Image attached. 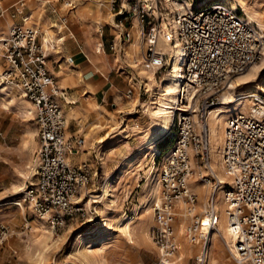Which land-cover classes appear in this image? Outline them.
Returning <instances> with one entry per match:
<instances>
[{"label": "built area", "instance_id": "1", "mask_svg": "<svg viewBox=\"0 0 264 264\" xmlns=\"http://www.w3.org/2000/svg\"><path fill=\"white\" fill-rule=\"evenodd\" d=\"M180 4L165 32L161 31L162 18L155 6L147 10L145 0L120 1L113 14L120 45L132 38L125 22L136 19L143 46L139 64L145 69L159 71L169 65V54L158 47L160 36L175 43L183 56L180 86L171 108L174 142L158 172L160 199L151 206L154 224L150 235L158 250L154 264H179L173 227L175 201L182 200L188 210L197 203L190 178L196 165L208 166L207 115L223 101L224 92L236 76L264 57V31L247 22L227 2L201 4L181 0ZM4 16L18 21L11 23L0 37V85L15 84L21 89L34 107L37 126V148L30 176L24 182L23 199L38 218L59 231L71 222L86 219L84 200L79 199L88 195V186L92 185V177L98 176V170L87 162L73 165L68 159L83 140L66 137V120L56 101L57 97L63 98V93L46 67L47 57L62 42L61 37L49 40L44 47L39 28L25 12L22 0L7 7L0 5V18ZM59 23L55 27L57 33L66 26V18L61 17ZM120 45L111 42L109 49L120 53ZM140 88L143 93L150 92L142 84ZM248 97L249 113L238 112L226 118L219 158L229 178L223 194L227 223L234 238V261L264 264V86ZM208 172L201 177L211 185L204 217L187 228L190 241L198 244L190 264H207L209 232L218 225L213 198L219 184ZM94 208H86L93 218L97 217Z\"/></svg>", "mask_w": 264, "mask_h": 264}, {"label": "rangeland", "instance_id": "2", "mask_svg": "<svg viewBox=\"0 0 264 264\" xmlns=\"http://www.w3.org/2000/svg\"><path fill=\"white\" fill-rule=\"evenodd\" d=\"M17 1L19 0H0V5L7 7ZM22 1L25 3V11L31 16L30 20L39 26L41 32L48 31L46 38L55 39V29L51 27V24L57 23L59 16H65L69 26V19L72 22L81 14H104L102 20L95 24V34L101 37L96 30L98 27H102L100 30L103 39L105 37L109 40L117 38L118 41L119 29L115 27L113 14L120 1L124 3L125 0H116L114 3H111L112 0ZM169 1L170 8L165 0H156L155 11L161 18L168 15L171 17L173 12L178 9V7L172 6V1L180 2L181 0ZM217 1H224L230 5L236 4L238 12L242 16L247 13L262 22V29L256 23L253 24L264 31V0H195V3L208 4ZM95 3H101V5H95ZM5 19L4 17L0 21ZM7 21L10 24L8 19ZM45 25H47L46 28H44ZM132 30L134 31L133 22ZM70 32H73L75 36L73 28L69 26L65 37ZM3 34H6V27ZM3 34L0 37H3ZM67 39V37L64 39V43ZM98 42L100 43L101 40L99 39ZM138 42L140 43V40ZM104 47L107 53L114 54L106 45ZM124 55L126 56L125 51ZM115 60L118 61V59ZM119 60L121 59L119 58ZM130 64L120 62L121 66L114 69L110 76V80L113 82V96L107 100V109L112 111V114L119 116L111 115L108 121L103 122V124L108 123L110 130L113 128L130 130L125 135L121 133L122 145L117 151L120 157L109 164V175L118 176V179L115 180L113 209L107 212L110 226L101 221L104 216L101 204H90L93 199L91 196L99 193L98 186L102 178L101 169L98 176L92 180V185L88 186L89 193L83 199L87 220L71 222L62 230L55 231L35 215L30 204L23 199L22 194L24 182L29 178L26 173L27 166L31 165L33 153L37 148L34 109L32 103L22 96L19 87L0 91V264H154L157 262L158 250L150 235V228L154 224L151 210L153 202L152 200L148 201L146 211L143 203L148 199L147 193L153 176L150 168L155 164L160 169L163 162L162 156L167 153L174 142V130L171 129L168 135L155 144L156 149L144 147L143 132L148 128L149 122H147L143 110L150 104L151 90L142 84L150 91L143 93L136 67L131 61ZM167 67L157 72L149 70L153 71L156 79L160 81ZM261 71L258 74L264 75V68ZM117 76H122L120 81H117L119 84L116 82ZM235 80L236 78L233 86ZM262 85H264V78H262L260 86L262 87ZM149 107L151 110L154 109V105H149ZM212 122L216 123V120L208 118L209 126ZM211 155L215 157V149ZM213 161L214 159H211L210 163ZM126 162L129 165L124 169L125 173L123 170L119 175ZM194 168L195 179L190 182V187L191 189L192 187L196 188L197 192L200 191L202 195H205L207 190L199 183L200 180L202 182L204 167L196 165ZM157 181H159L158 176ZM198 183L199 185H197ZM158 193H160L159 183ZM87 207H96L94 209H96L97 217H91ZM196 212L199 213H196L195 217H199L200 211ZM150 220L151 222H149ZM175 220L174 230L180 228L177 215ZM195 221L192 218L185 223L181 228L183 235H177L178 242L184 238L189 239L185 228ZM3 230H5V234H1ZM46 235L49 237H45ZM181 237L183 238L181 239ZM196 252L183 264H190ZM218 264H224L223 259H220ZM231 264L236 263L232 261Z\"/></svg>", "mask_w": 264, "mask_h": 264}, {"label": "bare ground", "instance_id": "3", "mask_svg": "<svg viewBox=\"0 0 264 264\" xmlns=\"http://www.w3.org/2000/svg\"><path fill=\"white\" fill-rule=\"evenodd\" d=\"M145 2H148L145 4V6L149 11L150 8H152V6L156 4V0H146ZM169 2H170L169 0H165V3L167 4L168 8H170ZM171 4L172 6L178 8L181 7L180 2L178 1H172ZM231 6L232 8L237 9L236 4L233 3L231 4ZM243 16L247 22L254 24L256 23L260 29L263 28V23L255 19L252 15L245 13ZM2 18L4 17H1L0 19ZM169 24H172V18L169 17V15L166 17L164 16V18H162L160 25L161 31L165 32L166 30H168ZM136 26H137V22H136ZM137 30H138V39L141 42L138 26H137ZM132 32L134 35L133 30ZM1 34L3 33H0V35ZM47 35H48V31L43 30L41 41L44 47H46L47 42L52 39V38H46ZM63 39L64 37L60 38V40ZM138 47L140 50V45L136 44L132 39H130L128 42L125 43L124 51L127 57L133 56V58H135V61L133 63L136 65L138 64V66H140L139 69L137 70L141 71L146 75V79L141 84H144L146 88H149L150 87L149 78H151V72L139 64L140 55L138 56L137 53ZM158 47L162 51L167 52L169 54L170 61L167 69L163 73L161 80L157 81L156 87L154 89H151L150 104H148L147 107H145V109L143 110L149 120V126L148 129L144 132L143 141H144V147H147L149 149H156L155 144L161 141L166 135L170 133V127L172 125L171 108H173L174 102L177 99V92L180 86L179 67H180V63L183 61L182 51L178 46H176L175 43L170 44L169 42H166L162 38V36H160L158 38ZM263 68H264V57L262 58V61L259 64L257 63V65L256 64L252 65L251 68H249V70L247 69L244 73L236 76L235 85L233 86V82H234L233 80L230 88H228L223 94L222 97L223 101H221L220 105L216 106L212 111H210V113L207 115L206 118V123L209 133V152H208L209 160L207 166L208 169L204 167V174L202 175V177L208 175L209 174L208 171H210L213 174V176L217 179V182L219 184V187L214 193V198H213L214 208L218 215V225L215 226L212 229V231L210 232L208 231L210 233V244L208 246L209 249H208L207 264H218L220 259H223L224 264H231L232 261H234V251H233L234 238L227 223V217H226L227 207L224 201V194H223L225 189L224 184L229 181V178L225 174V171L223 169V166L219 158L220 147L223 139V128L226 118L238 112L249 113L250 101L248 95L257 94L262 90L264 85H262V87L260 85L262 84V78H264V75L263 74L259 75L258 72L261 71ZM140 75L141 74L139 73V76ZM0 87H2L0 91H7L18 86H16L15 84H8V85H0ZM149 105H154V109L151 110ZM208 118H213L214 121L216 120V123L212 122L209 126ZM214 149H215V157L211 155ZM167 156H168V152L162 156V160L164 161L167 158ZM211 159H214V161L210 163ZM128 165H129L128 162L124 163V165L122 166L123 167L122 170L119 172V175L123 172L124 169L127 168ZM150 169L153 176L151 178V185L149 188V192L147 193L148 199L145 200V202L143 203L145 211L147 210L146 206L149 200H152V202L154 203L156 201H159L160 199V193H158L159 181H157L159 167L154 164V167ZM26 173L30 176V165L27 166ZM116 179H118V176L116 177L111 175L102 176L98 186L99 189L98 195L91 196V198L93 199L91 200L90 204H94V203L101 204V210L102 213L104 214L101 221H103V224L105 225L107 224L108 226H110V222H109V215L107 214V212L113 209V205L115 201ZM193 179H195L194 176L190 178V182ZM199 183L201 187L206 188L207 194L202 195L200 191L197 192L195 190L196 188L194 187L195 189H193L192 187V190L197 194L198 203L194 205L191 210H188L186 204L182 200L175 201V208H176L175 215L179 217L178 222L180 226V228L176 230L178 236L183 235V230H181V228L185 225V223L188 220H191L192 218L194 220H197L200 217H204V212L206 211L207 208L208 196L211 192V185L208 182V180H204L203 178H202V182L200 180ZM199 183L197 185H199ZM159 190H160V184H159ZM79 201H83V199H79ZM179 206L180 209H178ZM199 206H200L201 215L199 217L198 216L195 217L196 211L198 210ZM94 212H96V209ZM175 221L173 223V226L175 224ZM149 222H151V220ZM187 228L188 226L185 228L186 233H187ZM202 230H205V228H202ZM176 232L174 230V236L178 242ZM45 237L48 238L49 236L46 235ZM182 238L183 237H181V239ZM188 240L190 241V239ZM179 242H178V246L180 245ZM180 249H179V255H180L179 264H183L185 261L184 260L185 254L182 255ZM242 264H247V263L244 262Z\"/></svg>", "mask_w": 264, "mask_h": 264}, {"label": "crops", "instance_id": "4", "mask_svg": "<svg viewBox=\"0 0 264 264\" xmlns=\"http://www.w3.org/2000/svg\"><path fill=\"white\" fill-rule=\"evenodd\" d=\"M95 5H101V3H95ZM103 16L104 14H81V16H78L72 22L69 19V26L73 28L75 36L73 32H70L69 37L66 36L68 38L66 43H64V39L68 33V19L65 16H59L58 22L52 23L51 27L55 29V39L58 37H64V39L62 42L57 43L56 47L50 51L46 62L49 73L53 76L63 93V98L57 97L56 101L62 109L66 120L65 135L67 138H82L83 140L77 152L69 155L68 159L73 165L87 162L92 168L98 170V174L101 169V176L109 175V164L120 157L117 151H119L118 149L122 145V139H120L121 133L125 135L130 131L126 128H122L121 130L113 128L110 130L108 123L103 124L104 121L109 120L111 115L115 117L119 116L118 114H112V111L107 109V100L113 96V82L110 80V76L114 69H118L121 66L120 62L131 65L130 61H135L133 56L126 57L124 55L123 45L126 42L120 45L118 36V41L117 38L109 40L105 37L103 39L102 31L100 30L102 27H98L96 30V32L100 33L101 37L95 34V24L100 22ZM4 17L6 19L0 21V33H4L5 27L7 31L11 23L18 21V19L11 20L7 16ZM61 17L66 18V26L62 32L57 33L55 27L61 25L59 23ZM7 19L10 21V24ZM132 22L134 35L132 32ZM125 25L132 32L131 39L140 45V50L138 47L137 53L141 58L143 46L141 42H138L136 20L128 18ZM37 27L39 28V26ZM46 27L47 25L44 28ZM39 32L40 36H42L40 29ZM99 39L101 40L100 43L98 42ZM111 42L121 46L122 50L120 53L114 52V54H111L105 51L104 46L106 45L109 49ZM99 47L100 50L98 51ZM69 57L72 59L70 63L66 61ZM115 59H118V61ZM134 65L139 77V84H141L146 79V75L137 70L140 67L138 64ZM147 70L151 72V78H149L150 87L147 89L151 90L156 87L158 80L153 71ZM139 73L141 74L140 76ZM121 77L117 76L116 82L120 81ZM117 83L119 84V82ZM120 88L122 87L120 86ZM146 119L149 122L147 116ZM146 130L144 129V132ZM94 178L92 177V180ZM198 210L200 211V206ZM196 213L198 214L199 212ZM176 235H178L177 232ZM179 244L182 255L185 254L184 260H187L198 249L197 243L188 239L185 240V238L182 241L180 240Z\"/></svg>", "mask_w": 264, "mask_h": 264}]
</instances>
